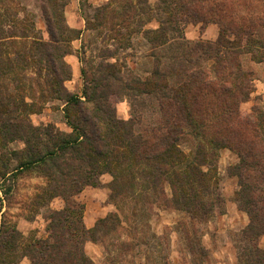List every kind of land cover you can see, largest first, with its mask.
I'll return each instance as SVG.
<instances>
[{
  "label": "trees",
  "instance_id": "obj_1",
  "mask_svg": "<svg viewBox=\"0 0 264 264\" xmlns=\"http://www.w3.org/2000/svg\"><path fill=\"white\" fill-rule=\"evenodd\" d=\"M224 1L160 0L157 17L160 26L142 31L155 48L172 44H177V48L191 46L195 52L208 54L212 63L192 70L194 59L190 56L154 53L156 66L149 77L142 79L126 74L119 63L104 60L91 75L83 68L86 82L82 98L64 84L73 76L65 56L72 52L71 43L79 38L81 29L66 22L65 6L69 0H43L41 8L49 38L31 37L46 64V73H41L47 87L42 86V97L47 102L55 99L65 102L64 116L71 130L62 131L52 123L35 125L30 119L32 113L38 112L35 97L31 101L25 97L16 100L5 94L0 83V143L20 139L25 144L21 151L12 152V158L18 159L14 167H10L11 157L0 153V176L18 177L36 171L46 181L29 206L45 207L56 197H61L65 204L46 215L44 238H25L16 224L6 221L3 213L0 263L22 264L26 258L28 264H96L86 253L85 242L100 238L99 232L107 218L87 228L83 221L84 205L75 196L86 186L101 185L105 173L112 175L109 183L112 199L127 194L138 198L143 194L155 198L157 203L163 198L168 205L188 213L192 220L208 221L224 202L218 191V152L231 147L239 156V162L231 166V175L239 179L236 201L250 220L242 230L246 243L239 245V264H264V249L259 245V238L264 235V150L254 152V146L244 143L249 133L264 139V114L256 122L248 120L253 128L245 127L247 120L240 118L238 106L250 97L251 79L239 62L233 63L241 53H251L257 61H264V40L255 37V28L264 27V19L227 16L225 23L222 17H206L213 11L231 8ZM122 6L119 15L110 4L100 8L110 21L115 18L121 24L152 10L147 0L131 2L126 9L124 4L119 7ZM100 8L96 9L97 14L102 13ZM187 14L197 21L219 23L221 33L217 42L183 43L181 28L189 22ZM7 21L6 14L1 13L2 33ZM86 25L88 29L98 26L89 21ZM132 32L133 29L129 31ZM16 35L9 31L6 38ZM20 36L26 45L31 35L23 31ZM4 38L0 36V76L14 72L12 62L20 59L21 53L28 56L27 51L33 49L24 46L25 51L16 52L18 57L13 58L6 54V64ZM20 68L24 72L28 67ZM188 72L190 76L184 77ZM114 95L129 96L135 105L146 97L158 102L165 115L164 124L150 133L138 132L134 118L118 117L112 101ZM206 116L226 123L219 135H211ZM233 122L236 127L232 126ZM189 142L192 146L187 152L182 144ZM261 148L264 149V143ZM166 185L170 187L169 195ZM187 237L191 253L206 258L208 251L195 233L193 236L188 233Z\"/></svg>",
  "mask_w": 264,
  "mask_h": 264
},
{
  "label": "rangeland",
  "instance_id": "obj_2",
  "mask_svg": "<svg viewBox=\"0 0 264 264\" xmlns=\"http://www.w3.org/2000/svg\"><path fill=\"white\" fill-rule=\"evenodd\" d=\"M137 1L139 0H69L65 6L66 22L75 29H81L82 32L79 38L72 41V52L65 56L73 69L72 78L64 83L69 91L84 98L86 80L83 68L91 75L104 60L119 63L124 67L126 74L137 75L142 79L149 77L156 66L152 55L154 53L190 56L194 59V63L191 64L192 70H196L200 65L206 67L212 63L213 60L208 58V54L195 52L191 46L177 48V44H172L165 48H155L145 38L143 30L160 26L157 19L161 10L158 7L160 0H147L152 8L149 14L141 18L137 16L123 24L118 23L119 20L115 18L110 21L109 15H105L104 9L100 8L110 4L119 15L122 12L118 10H123V6L119 7L120 5L124 4L126 9L131 2L135 4ZM210 1L214 3L217 0ZM42 2L43 0H0V14H6L8 19L4 26L5 32L2 33L0 29V36L5 37L4 48L7 49V53L3 56L5 63L8 62L6 54L8 56L9 53L11 58L18 57L16 52L22 51L24 46L27 49L33 48L32 52L27 51L28 56L21 53L20 59L12 62L14 72L0 76V83L4 85L5 94L13 96L16 100L25 97L27 101H31L35 97L38 112L30 115L35 125L52 123L62 131L69 132L71 129L66 123L63 111L65 102L57 99L47 102L42 97V86L45 85L41 73H46V64L31 41L33 39L31 37L34 36L43 37L44 40L49 38L41 8ZM224 2H229L231 8H225L226 10L220 12L213 11L212 15L206 17H222L225 23L227 16L236 18L252 16L264 19V0H225ZM98 8L102 13L97 14ZM186 18L189 22L181 28L183 43L215 44L217 42L221 33L219 23L197 21L189 14ZM87 21L98 26L88 29ZM132 29L134 32L130 34L129 31ZM255 29L257 35L255 37L264 40V27L258 25ZM9 31L18 35L6 38ZM23 31L31 35L26 45L20 36ZM107 53L113 54L106 55ZM236 62H239L242 70L249 73L251 79L250 97L241 101L238 106L240 118L247 120L245 127L249 130L253 128V124L250 125L248 120L256 122L259 115L264 114V61H257L251 53H241L237 59H233L234 65ZM23 66L28 67L24 72L20 68ZM14 76L17 79H14ZM188 76H190L189 72L184 77ZM201 100L205 101L202 97ZM112 101L118 117L126 120L134 118L135 129L138 132L150 133L164 124L165 115L158 102L152 101L149 97L143 101L139 99L136 105L132 102V98L126 95H114ZM206 120L210 125L211 135H219L220 128L226 125V123L222 124L220 119L212 120L209 116H206ZM232 126L236 127L237 124L233 122ZM246 136L244 143L254 146V152L264 150L261 148L264 139L254 137L253 133ZM24 146V142L20 139L0 143V153L4 154L3 157H11L10 167L18 163V159L12 158L14 156L12 152L21 151ZM191 146L190 142L182 144L187 152ZM238 162L239 156L235 149L223 147L219 150L216 163L218 191L223 195L224 202L216 208V214L206 222L192 220L188 213L168 205L163 198L157 203H154L155 198L143 194L138 198L133 194H127L117 197L116 200L112 199L109 186L112 175L103 174L101 185L86 186L75 196V199L84 205L83 221L87 228H92L100 219L107 218L99 232L100 238L85 242L86 253L96 264H239V245L246 243L242 237V230L250 220L236 201L239 179L231 175V166ZM1 163L2 159L0 165ZM45 181L44 176L36 171L24 172L18 177L0 176V223L3 213H6V221L16 224L25 238L46 237L48 222L46 215L52 209L62 208L65 202L61 197H56L45 207L35 209L29 206ZM166 192L170 194L168 185ZM193 232L207 249L206 258L191 253L187 236L188 233L193 236ZM259 245L264 249V235L259 238ZM25 263L22 261V264Z\"/></svg>",
  "mask_w": 264,
  "mask_h": 264
},
{
  "label": "crops",
  "instance_id": "obj_3",
  "mask_svg": "<svg viewBox=\"0 0 264 264\" xmlns=\"http://www.w3.org/2000/svg\"><path fill=\"white\" fill-rule=\"evenodd\" d=\"M75 65H76V64H75ZM23 261L26 262V263H28V260H27L26 258H25ZM26 263H25V264H26Z\"/></svg>",
  "mask_w": 264,
  "mask_h": 264
}]
</instances>
